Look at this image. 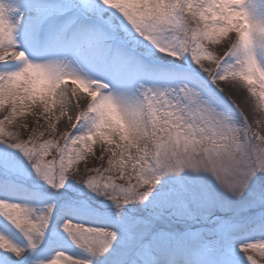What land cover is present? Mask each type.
Instances as JSON below:
<instances>
[{"label": "snow or ice", "instance_id": "obj_1", "mask_svg": "<svg viewBox=\"0 0 264 264\" xmlns=\"http://www.w3.org/2000/svg\"><path fill=\"white\" fill-rule=\"evenodd\" d=\"M0 264H264V0H0Z\"/></svg>", "mask_w": 264, "mask_h": 264}, {"label": "rangeland", "instance_id": "obj_2", "mask_svg": "<svg viewBox=\"0 0 264 264\" xmlns=\"http://www.w3.org/2000/svg\"><path fill=\"white\" fill-rule=\"evenodd\" d=\"M221 51H222V49H221ZM221 86L224 87V89H225V94L228 95V96H230V98H231L233 101H235V103L238 104V105L241 107V109H243L246 113H248V112L250 111V103L248 104L247 108H244V107L242 106L241 101H239V100L236 98V94H238L240 97L248 98L246 92H244L243 90H240V92L238 93L237 90H235L233 87L225 86V85H223V84H222ZM65 125H66V121H64V122H62V123L60 124V127H61L62 130L64 129ZM90 163H93V162L90 161Z\"/></svg>", "mask_w": 264, "mask_h": 264}, {"label": "bare ground", "instance_id": "obj_3", "mask_svg": "<svg viewBox=\"0 0 264 264\" xmlns=\"http://www.w3.org/2000/svg\"><path fill=\"white\" fill-rule=\"evenodd\" d=\"M234 89L237 90L238 93L240 92L239 89H236V88H234ZM236 98H237L239 101H241L242 106H243L244 108H247L248 104L250 103V101L248 100V98L240 97L238 94H236Z\"/></svg>", "mask_w": 264, "mask_h": 264}]
</instances>
